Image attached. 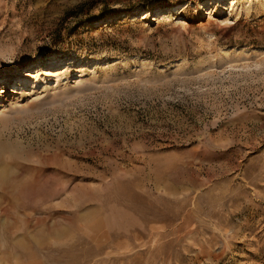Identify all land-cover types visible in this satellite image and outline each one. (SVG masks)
I'll return each mask as SVG.
<instances>
[{
  "label": "rangeland",
  "instance_id": "1",
  "mask_svg": "<svg viewBox=\"0 0 264 264\" xmlns=\"http://www.w3.org/2000/svg\"><path fill=\"white\" fill-rule=\"evenodd\" d=\"M4 76L0 264H264V0H0Z\"/></svg>",
  "mask_w": 264,
  "mask_h": 264
},
{
  "label": "bare ground",
  "instance_id": "2",
  "mask_svg": "<svg viewBox=\"0 0 264 264\" xmlns=\"http://www.w3.org/2000/svg\"><path fill=\"white\" fill-rule=\"evenodd\" d=\"M231 3L232 4L237 3V0H231ZM62 72H64V71L54 69V70H51V72L47 73V76L48 77L52 76V77H55L56 79L59 80ZM28 79H31V80L29 81ZM46 79H47V77L42 78L39 75L34 76L33 74H28L26 72H22L21 76L16 80L17 81V84H16L17 90L13 91V93L19 97H25V96H27L28 91L35 92L39 87H43L44 85H47ZM0 80L2 81V84H7L8 77H5V76L0 77ZM14 88H16V87H14ZM2 90H3V92H2ZM2 90H1L2 93H0V98L3 100L9 95V93L4 92L5 91L4 89H2ZM10 93H11V91H10ZM30 94L31 93H29L28 95H30Z\"/></svg>",
  "mask_w": 264,
  "mask_h": 264
}]
</instances>
